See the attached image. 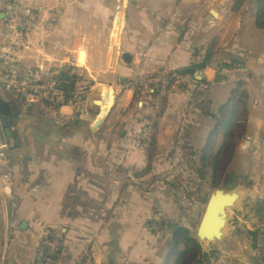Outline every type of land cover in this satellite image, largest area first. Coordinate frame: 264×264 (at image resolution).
<instances>
[{
    "label": "crops",
    "instance_id": "1",
    "mask_svg": "<svg viewBox=\"0 0 264 264\" xmlns=\"http://www.w3.org/2000/svg\"><path fill=\"white\" fill-rule=\"evenodd\" d=\"M17 1L26 5L39 4L48 10L55 9L62 16L63 5L66 7L63 0H41L37 3V0ZM204 1L206 0H180L179 6L187 7L189 12L186 16L179 9L177 17L182 15V23L193 18L202 28L204 16L197 9L201 8ZM148 2L151 4L144 3V9L155 10L158 20H161L164 17L163 11L157 5L161 2ZM141 18L149 29L140 38L143 43H148L150 39H155L156 43L149 47L150 50H122V55L129 54L131 57V62L126 63L133 62L124 71H133L137 66L138 69L155 75L160 71L178 70L191 64L194 54L188 48L186 40L179 42L180 35L175 33L172 45L164 49L160 47L164 35L158 31L157 22L144 15ZM59 23L52 36L58 32ZM123 23L124 31L127 23L125 18ZM246 29L254 31L255 28L253 25L250 28L244 26L243 30ZM256 31H259L260 36L254 38V50H228L234 53L233 56H240L246 61L244 68L234 70L235 80L241 82V90L235 91V96L239 103L243 102L244 110H221L220 116L214 109L212 112L203 110V106L192 98L191 103L198 105L200 111L182 112L170 107L159 119L158 148L152 161H149L147 148L145 149L152 131L143 147L139 148L135 141L136 131L139 132L140 129L135 131L132 125L134 109H130V105L135 94L129 85L119 88L116 79L103 85L104 97L96 100L98 94H95L98 108L92 109L90 117L59 132L50 123L51 114L48 110H40L47 112L48 119L39 111L22 112L10 93L0 87V99L9 103L13 114L8 117L0 112V148L8 151L14 181L13 195L10 198L1 185L0 169V264H34L37 244L46 228L61 234L69 264H75L77 256L88 249L93 252L96 264H101L100 256L107 248L105 242L108 240L109 230L122 229L120 216L129 215L133 208L144 207L140 201L143 198L156 200L155 195L164 198L163 183L173 182L178 178V167L185 163V160L179 159L180 151L190 150L187 162L194 163L199 157H203L199 166L204 168V160L211 150L214 138L217 133L221 135L224 129V142L227 141L228 144V132L243 126V137L238 141L237 151H243L242 143L250 136L255 152L251 163L253 178L259 182L262 179L264 181V29L258 28ZM120 41L121 46L122 36ZM198 41L204 43L205 38ZM235 41L237 45L240 42V46L243 43L247 47L252 46L244 36ZM129 45L130 48L133 47L132 44ZM34 57L33 51L28 52L27 62L41 63V58L37 60ZM217 63L218 67L223 64ZM83 67L86 69V65ZM207 68L214 69L211 66ZM115 69V72L117 69L118 72L121 70ZM215 71L216 75L211 83L216 82L217 70ZM126 75L131 76L129 73ZM138 75L144 77V73ZM211 83L205 84L209 87ZM112 87L119 92L115 102L111 104L110 92L106 91ZM176 93L175 89L170 97L174 98ZM124 94L131 100L129 106L118 102ZM225 98L226 95L221 98L218 107ZM187 99L185 95L183 102H187ZM172 104L175 106V101L172 100ZM188 118L192 121L186 120ZM211 121L214 123L211 124ZM44 123L47 124L46 127L42 126ZM9 126L12 127L11 134L7 133ZM184 131L189 149L183 146L186 143L181 138ZM237 157L236 152L234 163L239 159ZM153 181L157 184V190H138L137 184L143 183L153 188ZM154 205L156 206V202ZM12 222H15L17 228L14 237L7 244L5 230ZM118 237L114 233L112 241H116Z\"/></svg>",
    "mask_w": 264,
    "mask_h": 264
},
{
    "label": "rangeland",
    "instance_id": "2",
    "mask_svg": "<svg viewBox=\"0 0 264 264\" xmlns=\"http://www.w3.org/2000/svg\"><path fill=\"white\" fill-rule=\"evenodd\" d=\"M40 1L37 0L35 3ZM148 1L150 0H63L66 7L64 8L63 5V16L60 15L58 32L52 36L46 50L49 58L56 64L75 57L79 49L86 50L89 54L86 69L77 68L75 72L84 75L79 86L91 88L94 95L98 94L96 100H100L99 98L104 97L103 85L108 83L105 80V71L113 50L116 19L120 16L126 19V28L124 27V31L122 28V45L118 48L115 67L121 70L119 69L118 72L117 69L114 80L116 79L119 88L123 89L129 85L134 89V94L138 93L131 121L135 131L140 129L139 132L136 131L135 138L139 148L144 128H152L147 118L156 117L166 105L167 109L172 107L176 111L187 112L197 109L200 111L198 105L191 103L190 98H192L203 106V110L212 112L214 109V112L220 116L221 110L243 111V102L239 103L238 97L235 96V91L241 90V82L235 80L234 70L222 69V67L234 57V53L228 50H254L256 47L253 43L254 38L260 36L259 31H256L258 27L253 6L249 2L239 13L232 12L231 0L202 2L201 8L197 9V12H202L204 16L201 28L197 21L192 20L193 18H188L182 23V15L177 17L179 9L183 10L186 16L189 12L187 7L179 6L180 0H159L161 3L157 5L160 6L164 16L161 20H158L155 10L144 9V3L151 4ZM211 9L219 12L218 18L211 14ZM221 12L224 15L221 16ZM142 15L157 22L158 31L164 35L163 44L160 45L164 49L172 45L174 34L178 33L179 42L186 40L193 54L216 50L211 65L217 70L216 82L209 84V87L206 85L197 88L190 79L181 78L180 83H177L175 78L176 87L169 91L170 81L164 75L163 80L167 87L163 89L162 85L165 84L160 85L161 83L158 82L152 87L154 91L151 92L146 87V85L149 87L146 81L161 76L150 75L137 66L133 71H124V68L131 67L133 62L131 64L125 62L122 50H150L149 47L156 43L155 39L143 43L140 38L149 29V26L143 23ZM252 25L254 31L243 30L244 26L250 28ZM262 34L264 35V31ZM241 36L248 39L253 47L251 45L247 47L245 43L240 46V42L237 45L235 40ZM39 37L42 38V35ZM202 38H205L204 43L198 41ZM34 43L36 44V41ZM129 44L133 47L130 48ZM43 53L34 50V58L37 60L43 58ZM225 60L227 62H224ZM217 62H223V65L218 67ZM127 73L131 76L126 75ZM143 73L144 77H139L138 74ZM122 78L132 79L133 82L122 84ZM137 84L141 88H135ZM175 89L178 93L172 98L170 95ZM156 90H162L165 98L169 97L168 104L165 98L156 100L153 96ZM183 90L188 91L187 94ZM193 90L202 92H199L195 98L190 93ZM118 92L116 88V95ZM185 95L188 98L187 102H183ZM225 95V101L222 100V105L218 107L221 98ZM172 100L175 101V106ZM39 113L48 116L45 111ZM186 120L192 121L190 118ZM216 121L218 122L217 119ZM213 123L214 121H211V124ZM48 125H50L49 121ZM42 126L46 127L47 124L44 123ZM241 128L228 132V144L227 141L224 142L225 129L221 131V135L217 133L215 138L213 136L211 150L204 160V168L199 166L203 157H199L194 163L187 162V155L191 154L190 150L180 151L179 159L185 160V163H181L178 167L179 177L173 182L163 183L164 198L158 195H155L156 200L143 198L140 201L144 207L133 208L129 215L120 216L122 229L109 230V237L105 242L107 248L100 256L101 264H264V220L258 213V202L264 200V181L262 179L259 182L253 178L251 169L255 153L253 146L237 151L238 141L243 137ZM60 130L62 129L57 131ZM185 135L184 131L181 138L186 142ZM183 146L186 149L190 148L187 142ZM235 151L239 159L234 163ZM148 183L150 184V180ZM149 184H137L138 190L140 192L157 190L156 182L151 183L153 188ZM216 189L236 192L239 201L228 212V225L224 238L214 243H201L197 238V228L208 200ZM255 231H260L256 244L251 235ZM114 233L119 236L116 241H112Z\"/></svg>",
    "mask_w": 264,
    "mask_h": 264
},
{
    "label": "built area",
    "instance_id": "3",
    "mask_svg": "<svg viewBox=\"0 0 264 264\" xmlns=\"http://www.w3.org/2000/svg\"><path fill=\"white\" fill-rule=\"evenodd\" d=\"M59 21L60 13L55 9L48 10L39 4L26 5L17 0H0V87L10 93L20 111L29 113L48 110L52 125L58 129H67L89 118L96 100L91 88L79 86L72 94L61 88V70L68 67L77 69L78 65L74 57L59 64L49 58L47 44ZM34 50L44 52L41 58L43 61L39 64H30L26 60L28 52ZM173 78L180 83L181 78L176 74ZM83 79V73L76 72L75 80L78 84ZM146 82L151 92L158 82L160 85L165 84L162 77H152ZM162 86L163 89L167 87L166 84ZM151 131L152 128H144L140 146L147 141ZM251 145V137L247 136L242 148L248 149ZM0 169L4 193L11 198L14 181L11 160L5 148H0ZM16 228L15 222L7 225V244L14 237ZM69 262L61 234L46 228L37 244L34 264ZM75 264H96V258L88 249L77 256Z\"/></svg>",
    "mask_w": 264,
    "mask_h": 264
},
{
    "label": "trees",
    "instance_id": "4",
    "mask_svg": "<svg viewBox=\"0 0 264 264\" xmlns=\"http://www.w3.org/2000/svg\"><path fill=\"white\" fill-rule=\"evenodd\" d=\"M231 1L233 2L231 10L234 13H239L248 2L250 4H252L253 10L255 13V20L257 23V27L260 29H264V0H231ZM215 52H216V50H207L205 53L194 54L193 55L194 56L193 61L191 62V64L188 67L178 69V70H173V71H167V72L166 71H160V73L158 72L153 76H155V77L161 76L162 78L164 77V75H165V77L167 76L169 81H170V85H169L170 90L169 91L172 90V87L176 83V80L173 78L174 74H176L178 77H180L182 79H190V81L197 88L199 86H206L208 84L193 82L191 78L194 76V74L197 70H204L213 64ZM245 62H246L245 58H242L240 56H234L230 60V62L226 63L225 65L222 64L223 65L222 69H224V68H227L229 70L242 69L246 65ZM75 78H76V72H75V69H73V68L70 70L63 69V70H61V72L59 74L61 88L64 89L68 94H72L79 87V84L75 80ZM135 86H136L135 88H141V86L139 84H137ZM147 88H148V90H150L149 87H147ZM191 93L193 96H196L197 94H199V91L193 90ZM137 95H138V93H136L134 95L133 102L130 105V109L135 108ZM153 96L159 100L161 97L163 99L165 98V95L163 94L162 90L161 91L156 90L155 93L153 94ZM165 102L168 104V102H169L168 96L165 98ZM94 107L98 108V105L96 102H95ZM166 107H167V105L165 106V108H163V111H161L156 117H149L148 118V120L151 122L150 125L152 126V134H151L149 140L145 143V149L147 148V154H148L149 161H152L157 154L158 137H159V119H161L163 114L166 112V110H167ZM258 204H259L258 213L261 216V219L264 220V200L259 201ZM251 235L253 236V240L255 241V244H256V242H258V240H259L260 231L252 232Z\"/></svg>",
    "mask_w": 264,
    "mask_h": 264
},
{
    "label": "water",
    "instance_id": "5",
    "mask_svg": "<svg viewBox=\"0 0 264 264\" xmlns=\"http://www.w3.org/2000/svg\"><path fill=\"white\" fill-rule=\"evenodd\" d=\"M211 14L215 18L219 17V12L215 9H211ZM123 58L125 62H131L129 54H124ZM77 68L82 69L83 66L78 65ZM66 69L70 70L71 67ZM215 75L216 71L214 69L207 68L204 70H197L191 79L195 82L211 83L214 80ZM121 82L124 84L133 81L132 79L122 78ZM0 112L4 116H13L12 108L9 103L2 99H0ZM11 129L12 127L9 126L7 129L8 134H11ZM238 201L239 195L236 192H227L223 189H216L213 192L206 205L200 225L197 228V238L199 242L206 244L214 243L221 241L224 238V229L226 225H228L229 209L233 208Z\"/></svg>",
    "mask_w": 264,
    "mask_h": 264
},
{
    "label": "bare ground",
    "instance_id": "6",
    "mask_svg": "<svg viewBox=\"0 0 264 264\" xmlns=\"http://www.w3.org/2000/svg\"><path fill=\"white\" fill-rule=\"evenodd\" d=\"M123 16H120L116 19V24H115V31L113 33V38H114V44H113V50L111 51V57H110V61L108 63V67L105 71V80L107 82H113L114 77H115V64H116V60H117V52H118V48L120 46V36H121V32H122V28H123ZM75 60H76V64L77 65H87V62L89 60V54L86 50L84 49H79L76 51V55H75ZM115 81V80H114ZM106 92H110V96H111V104L116 100V90L115 88H109ZM129 92V90L126 92V94ZM126 94L122 95L119 98V104L123 105V106H129L131 103V100L126 96ZM230 211V209H229ZM227 225L225 227L224 230H226Z\"/></svg>",
    "mask_w": 264,
    "mask_h": 264
}]
</instances>
